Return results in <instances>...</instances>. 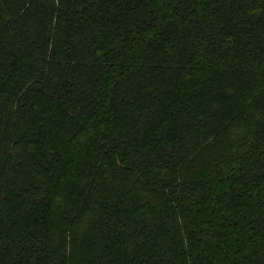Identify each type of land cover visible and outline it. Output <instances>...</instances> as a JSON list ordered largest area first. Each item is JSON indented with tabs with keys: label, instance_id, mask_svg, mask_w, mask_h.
<instances>
[{
	"label": "trees",
	"instance_id": "16d2710c",
	"mask_svg": "<svg viewBox=\"0 0 264 264\" xmlns=\"http://www.w3.org/2000/svg\"><path fill=\"white\" fill-rule=\"evenodd\" d=\"M0 264H264V0H0Z\"/></svg>",
	"mask_w": 264,
	"mask_h": 264
}]
</instances>
